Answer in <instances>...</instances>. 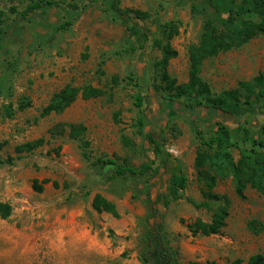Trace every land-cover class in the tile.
<instances>
[{"label": "rangeland", "instance_id": "obj_1", "mask_svg": "<svg viewBox=\"0 0 264 264\" xmlns=\"http://www.w3.org/2000/svg\"><path fill=\"white\" fill-rule=\"evenodd\" d=\"M32 1L0 0V10L7 13L0 27V144L4 145L0 160H12L0 166V202L12 208L9 220L0 218V264H142L143 238L151 227L149 205L141 193L148 181L154 185L171 245L184 264H231L235 260L247 264L253 255L264 254V195L249 189L247 199L239 200L231 179L221 181L216 190L232 201L221 233L194 235L188 228L198 220L210 223L219 204L212 203L213 209L207 210L190 203L201 204L205 199L204 184L195 169L200 142L194 124L181 116L180 108L187 101L174 98L181 105L174 106L169 103L172 96L159 92L156 97L149 89L160 86L153 66L161 51L153 41L162 38L161 27L172 21H180L181 28L172 42L179 55L170 63L169 73L178 85L189 81V48L199 43L204 20L192 13L199 0H121L123 9L149 15L144 24L151 42L145 50L127 24L105 11L102 0H54L64 6H89L69 31L61 33L55 29L70 17L67 9L53 8L30 22L20 20ZM261 73L264 36L207 60L202 79L219 95ZM138 79L142 82L137 83ZM67 85L94 87L103 96L84 99L80 95L63 113L42 118V110ZM138 86L145 98L142 110L135 106ZM25 100L31 107L19 111ZM8 105L16 111L12 118L4 115ZM263 111L264 100L253 98V114L230 125L242 149H250L251 144L244 143V129L239 125L254 140L264 139ZM141 116L147 119L144 135L137 134ZM194 122L206 138L216 131L211 121L196 118ZM70 125L86 129L82 139L89 143L91 160L84 157L81 138H70ZM59 126L66 129L54 137L51 132ZM152 128L166 129V148L181 160L188 177L185 197L177 203L168 202L167 175L122 178L111 169L103 175L95 165L99 159L134 167L154 161L147 140ZM124 138L130 146L124 145ZM40 139L45 141L40 149L16 153L17 147ZM233 156L238 161L240 150H234ZM36 182L42 192L35 191ZM97 194L116 205L118 218L93 209ZM251 222L262 226L259 234L250 230Z\"/></svg>", "mask_w": 264, "mask_h": 264}, {"label": "trees", "instance_id": "obj_2", "mask_svg": "<svg viewBox=\"0 0 264 264\" xmlns=\"http://www.w3.org/2000/svg\"><path fill=\"white\" fill-rule=\"evenodd\" d=\"M100 0H94L93 3ZM105 11L114 19L122 21L128 26L132 37L138 39L140 47L145 50L151 42L149 29L145 22L149 15L134 9H123L121 0H102ZM89 6L65 5L54 0H34L20 15V20L30 22L32 19L43 18L53 8L67 9L70 17L55 29V33L69 31L79 20L81 14ZM12 13L16 9H11ZM195 16L203 17V26L200 41L189 48V81L184 85H178L170 76V63L178 57V52L173 48V40L180 34L181 22L172 21L161 27L162 38L153 41L155 48L161 51V58L155 62L153 72L155 82L159 87H149L151 92H159L170 95L169 100L174 106L180 105L174 98L184 99L187 102L181 106V116L190 119L195 134L200 142L195 158V169L198 179L202 184L204 203H192L198 209L212 210V203L219 204L213 211L210 223L201 220L189 224L188 228L194 235L212 236L218 235L226 227L230 216L232 201L227 195H219L216 190L223 180H232L235 196L239 200L247 199V191L252 189L260 195H264V139L254 140L251 132L244 126L243 141L250 142V149H242L234 141L233 129L230 125L239 124L244 118L253 114V98L256 101L264 100V74L261 73L251 81L240 82L237 89L224 91L214 95L210 86L202 79L203 66L209 59L218 57L244 47L251 41L264 36V0H199L192 6ZM7 13L0 10V27L5 23ZM133 21L134 23H131ZM142 80L138 79L137 83ZM139 94L136 96L135 106L142 110L145 98L142 88L138 86ZM161 90V91H160ZM84 99H97L103 96V91L94 87L83 89L67 85L59 93L55 94L51 102L42 110L41 117H49L53 114H61L71 107L79 96ZM31 107V102L25 100L19 106V111ZM4 115L12 118L16 111L12 105L4 107ZM264 114V111H263ZM213 122L216 131L213 136L206 138L195 126V119ZM118 122V116H116ZM147 119L141 116L137 121V134L144 135ZM70 138L80 139L85 150L84 157L91 160L89 143L84 141L86 129L84 127L68 126ZM62 127H57L51 132L55 137L61 134ZM264 131V127H263ZM147 140L155 156V160L145 163L140 167L131 165H118L114 160L104 161L99 159L96 167L103 175L106 170H113L117 177H132L138 179L149 178L156 173H162L169 177L167 199L169 203H177L184 199L188 189L189 180L183 169L180 159L175 158L166 148V129H150ZM125 146H130L128 138L123 139ZM45 145L43 139L27 143L16 148L17 154L32 153ZM4 145L0 144V151ZM234 150H240L241 157L238 161L233 156ZM159 162V166L155 167ZM12 160H0V166L11 164ZM110 170V171H111ZM147 182V188L141 191L143 200L149 205L147 220L151 227L143 238V249L140 253L142 264H184L178 252L171 245L165 225L160 202L155 196L154 185ZM35 191L42 192L43 187L36 182ZM92 207L98 213H107L118 218L119 212L115 204L105 197L97 194ZM12 208L10 205L0 202V218L3 221L10 219ZM182 223L184 221L182 220ZM250 230L259 234L262 226L257 222L249 224ZM188 264H201L190 262ZM231 264H243L241 260H235ZM247 264H264V254L253 255Z\"/></svg>", "mask_w": 264, "mask_h": 264}]
</instances>
